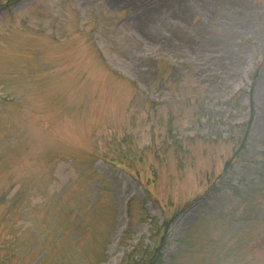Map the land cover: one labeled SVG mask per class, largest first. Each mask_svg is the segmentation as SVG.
I'll list each match as a JSON object with an SVG mask.
<instances>
[{"label":"rangeland","instance_id":"obj_1","mask_svg":"<svg viewBox=\"0 0 264 264\" xmlns=\"http://www.w3.org/2000/svg\"><path fill=\"white\" fill-rule=\"evenodd\" d=\"M0 264H264V0H0Z\"/></svg>","mask_w":264,"mask_h":264}]
</instances>
